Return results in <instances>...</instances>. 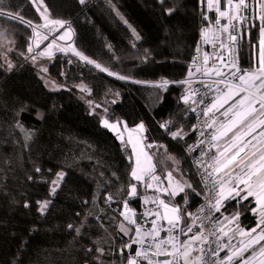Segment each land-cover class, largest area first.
Wrapping results in <instances>:
<instances>
[{"label":"trees","instance_id":"16d2710c","mask_svg":"<svg viewBox=\"0 0 264 264\" xmlns=\"http://www.w3.org/2000/svg\"><path fill=\"white\" fill-rule=\"evenodd\" d=\"M45 3L50 18L70 22L80 53L128 78L109 75L72 53H57L39 65L38 59H27L31 28L0 17V31L8 29L15 41L0 39V64L7 53L14 65L11 70L0 67V264H121L125 257L117 250L129 234L113 220H121L114 208L123 206L125 199L136 205V197L127 196L128 186L136 183L130 175L134 164L130 148L102 126L100 113L135 128L143 123V135L158 144L151 149L156 151L154 171L165 177L167 169L177 167L192 188L176 198L184 210L197 207L202 190L185 152L186 142L195 135L193 118L182 101L185 87L174 83L162 90L146 82L178 80L194 72L191 54L199 33V0ZM0 5L6 12L42 22L29 0H0ZM169 8L175 9L171 15ZM112 16L127 21L140 39L131 44ZM262 25L264 21L245 25L237 57L248 69ZM41 73L61 87L49 89ZM80 83L89 88L88 98L100 107L81 98ZM167 121L174 126L166 131L160 125ZM18 123L32 130L28 140ZM181 127L184 135L173 139L170 132ZM60 171L65 178L52 194L50 182ZM109 195L112 203L106 205ZM44 200L51 203L41 213L37 202ZM254 206L251 197L243 206L234 199L225 210L240 211L241 225L251 228L257 222L251 211ZM69 224L80 227V233L69 229ZM97 248L104 249L102 255Z\"/></svg>","mask_w":264,"mask_h":264},{"label":"snow or ice","instance_id":"6c2138e0","mask_svg":"<svg viewBox=\"0 0 264 264\" xmlns=\"http://www.w3.org/2000/svg\"><path fill=\"white\" fill-rule=\"evenodd\" d=\"M78 2L80 4H84L85 0H78ZM29 3L39 13V17L44 21L43 24L36 25L32 21L24 19V17L19 13L6 12L3 10L2 5H0V17L31 28L35 36L40 37V42L47 41L49 39V35L53 32H56L58 29H65L62 35L53 37L51 42L43 50L38 52L36 55H32V61L36 62L37 56H53V49L61 52H65L71 49L70 45L68 48H63L57 44V39L66 40L71 38L72 31L70 23L62 19H51L49 6L45 3V0H29ZM219 3L220 0H208V7L211 9L214 4L218 5ZM257 3L259 4L262 12H264V0H257ZM227 5L228 10L225 11H221L218 7L216 8V11L219 13V17L215 21L216 25L221 24L220 18H227V24H224L220 27L221 49L226 47V44L223 40L224 33H228L227 41L229 43L234 44L237 41L238 36L232 35L229 28L231 27L232 30H235L236 26L235 24H233V21H242L245 18L242 15V11L247 9L248 7L247 0H236L235 3L234 0H227ZM174 11V8H169L167 10V13L171 15ZM204 19L207 20V16H205ZM260 19L264 21V15H261ZM125 23H127V21H125ZM38 28L47 29L48 34L41 36V33L37 31ZM8 32V29L0 31V39L7 40L8 43L14 44L15 41L9 38ZM133 32L135 33V30H133ZM203 33L206 37L207 29H204ZM31 39L32 38L30 37L29 41H31ZM136 39H140L139 35H136ZM40 42L36 44V48L40 47ZM71 50L75 53L76 56L80 57V59L93 64L95 68L107 72L109 75H115L118 79L128 78L122 75H118L117 73H113L109 68L102 67L100 63H97L94 60H89L87 56H84L82 53L75 51V49ZM33 51V45L31 42H29L27 46V52L32 53ZM258 51V75L239 69L234 70L230 73V75L232 76L233 80L238 79L240 83L235 84L232 81L225 82L223 79L219 80L217 82L216 91L218 93L221 92V89L218 86L219 84H225L227 91L222 95H218L213 100V102L204 110V115H208L214 109L218 110L225 104H228V102L232 100L234 96H240L238 100L232 103L231 106L223 112V116L227 118V123H221L220 126L216 129V132L212 135L213 141H219L222 138L228 137L229 134L232 133L230 140L224 147L223 151H219L218 156L213 158L214 164L210 166L212 168V171L208 173L209 177L216 174L218 178L211 181L212 189L210 191H214L215 195H209L208 197L209 206L207 215L204 218L211 219L216 230L213 231L211 228H205L203 223H201L199 226V231L193 232L196 221L192 220L191 223H188L186 220V218H191L193 216V213L182 210L179 205L170 207L168 203H165V201L161 199L159 200V204L164 208V212L163 214H161L160 212H156L155 216L157 217V219L167 221L169 225L168 231L170 233L179 228L180 232L188 238L183 242H180L177 236L169 235L167 239L159 240L158 237L160 228L158 227L156 220L152 221L151 230L148 233H145L143 236L141 235V227L137 225L135 228L136 238L133 239L132 242L140 244L142 248L145 244H148V247L144 250H138L135 253L134 257L128 258L127 264H138L139 258L148 261V264H153L151 257L156 255H165L172 257L171 260L163 261V264H209V261L206 258L209 255L212 257H217L219 255V251L223 249H228L229 254L226 255L224 259L219 262V264H225V261L227 262V264H232L234 259L236 260V264H254L257 256L264 258V245L261 244V242H264V130H261L258 133V136L261 138L258 141V143L260 144V147L258 149H256V145L252 143V140H246V137L248 136H252L253 140H255L256 136L253 134L257 133V129H264V26L260 27ZM145 52L146 54L144 59L146 60L148 58L147 50H145ZM207 59L208 56L207 54H205V63H207ZM220 59L222 60L223 58L221 57ZM193 62L195 63V60ZM5 65L8 70L14 68V65L11 63V61L7 59V53L4 54V64H0V67H4ZM231 67L235 69V64H232ZM199 70L200 69L197 68V71ZM42 71L47 72V68H42ZM207 72H214V74L218 77H223L224 75L223 72L218 68L208 69ZM237 72H242V74L237 75ZM192 74L193 73L190 70L188 76L191 77ZM257 80L259 81V84L256 83ZM136 82L139 83L140 81ZM169 83L170 81L162 78L159 82L154 84V87L166 88ZM206 87L211 88L212 86L207 85ZM192 95H195V92H193ZM189 98L190 97L188 95L182 97L185 103L188 102ZM193 103H195V101H193ZM96 107H100V105H96ZM104 111L107 112V109H104ZM101 123L104 127L110 128L113 131H117L122 124L125 128L127 127L124 122H121L119 120L110 122L107 118L103 119ZM215 124L216 121L213 120L212 124H208L207 126L211 128ZM170 125L174 126V122L167 121L161 124L160 127L167 131ZM137 129L140 131H144V124L140 123L139 125H137ZM170 135L173 139H179L182 135H184L183 128L181 127L176 131L170 132ZM152 146V144L147 145V147L149 148ZM213 146L219 149L218 145L214 144ZM160 147L164 146L161 145ZM249 148L256 150L249 153ZM143 154L149 160L151 159L150 157H148L147 153ZM139 156L140 153L137 154L136 167L132 169L130 173L131 177L137 182L145 183L146 176H151L153 180H159V177L153 175L154 165H150L147 168L141 167ZM257 156L259 157L258 159ZM169 159L174 158L170 156ZM237 169L238 171H236ZM36 171L39 172L40 169L37 168ZM65 175L66 174L64 172H59L56 174V178L50 182L52 185L50 192L52 194H54L61 186ZM167 176L168 178H172V172H168ZM29 179H31V177H29ZM177 186L178 192H168L167 188L163 189V191L168 192L169 196H176L178 195V193H185L186 188H192V185L187 182L184 183V186H179V182H177ZM147 187L151 188L152 185L149 183L147 184ZM128 188L130 189L127 191L128 197H136L138 195L137 184H130ZM249 197L256 198L257 206L252 208L251 211L253 213L259 214V220L256 224V227L247 230L241 228L237 223L235 232L241 237H246L247 242L241 240L238 246L234 248L230 247L231 237L229 236V231H232V229L225 231V228L220 226L221 222L212 216V211L215 210L216 212H219L222 204L226 200L233 198L237 199V201L241 203V206H243V201H246ZM108 199L111 200L112 196L109 195ZM50 203V200L38 201V210L41 213L47 211ZM128 203V199H125L123 201V206L125 209L128 208ZM24 206L27 208L29 205L25 203ZM199 212H205L203 206L199 209ZM121 215H124V219L128 221L129 224H136V221L134 219H131L130 216L125 215L124 213H121ZM240 215V211L233 213L231 219L228 220V223L231 224L233 222H237ZM181 224H183V227H180ZM81 227H83V225ZM68 228L74 229L77 234H79L81 231L80 227H75L73 224H69ZM121 231L127 234V232L131 231V229L125 227L122 222ZM188 233H192V235L188 236ZM148 236L151 237V243H148L147 239L144 238ZM210 236L215 237V241L210 242ZM224 237L229 238L228 244L222 243ZM197 243L200 244L199 249H196L194 247V245ZM213 243H215V247H212ZM164 245H170L171 251H169L168 248L163 247ZM254 245H261L258 252L254 248ZM130 247L131 244L123 245L120 249L121 254L124 253V250L126 248ZM249 249H252V252L249 256L245 257L243 254L245 252H248ZM89 251H92V249H89ZM95 251L102 255L104 249L97 248L95 249ZM195 251H198L199 255H197L195 257V260L193 261L192 254ZM156 264H160V262L157 261ZM210 264H217V261L212 260ZM260 264H264V259L260 260Z\"/></svg>","mask_w":264,"mask_h":264},{"label":"built area","instance_id":"2783aa9c","mask_svg":"<svg viewBox=\"0 0 264 264\" xmlns=\"http://www.w3.org/2000/svg\"><path fill=\"white\" fill-rule=\"evenodd\" d=\"M222 2L223 0H220V3L218 5L214 4L213 7L210 9L208 7V0H199V33L191 54V64L192 68L194 69V72L191 77L187 75L178 80H171L165 78L170 81V83L167 85L166 88H160L162 90H165L174 83L183 82L181 84H183L185 88L182 97L185 95H188L190 97L187 103H185L183 99L182 101L187 106V114L193 118L195 126V135L193 139L186 142L185 152L190 158V161L195 169V173L202 190V197L197 207L191 210H186L187 212L193 213V216L191 218H186L187 222L191 223L192 220L196 221V224L193 228V232L199 231V226L201 223H203L205 228H211L213 231L216 230L213 226L211 219H205L204 217L207 215V210L209 206L208 197L209 195H215L214 191H210L212 189L211 181L216 180L218 178L216 174L211 177L208 176V173L212 171V168L210 166L214 164L213 158L217 156L216 147L213 146L214 144L217 145V141L212 140V135L216 132L217 129V123L213 127L209 128L207 125L212 124L215 118L212 116L211 113H209L208 115H204V110L213 102V100L218 95H221L225 90H227L225 84H219L218 86L221 89V92L218 93L216 91L217 82L219 80L223 79L225 82L232 81L235 84H239L240 81L238 79L233 80L230 73L236 69L247 72L249 71L248 68L241 65L237 54L244 40V34L246 31L245 25L248 24L249 21L261 23L262 20L260 19V17L261 15H263V12L259 4L257 3V0H247L248 7L247 9L242 11V15L245 18L242 21H233V24H235L236 26L235 30H232L231 27L229 28L232 35L238 36L237 41L234 44L229 43L227 41L228 33H224L223 40L226 44V47L221 49L220 27L224 24H227V18H220V25H216L215 21L219 17V13L216 11L217 7L221 11L228 10V8L223 6ZM205 16H207V20L204 19ZM204 29H207L206 37L203 33ZM52 34H50L49 38H51ZM53 37L55 36L53 35ZM31 38L32 39L30 42L33 45L34 51L32 53H28L27 59H31L32 55H36L38 52H40V50L35 47L36 36L34 33ZM257 45L258 41L256 43L255 48L257 47ZM205 54H207L208 56L207 63H205ZM221 57L223 58L222 60L220 59ZM194 60L195 63L193 62ZM232 64H235V69L231 67ZM197 68H199L200 70L197 71ZM213 68L220 69V71H222L224 74L223 77L216 76L214 72H207L208 69ZM240 74H242V72H237V75ZM161 79L162 78L148 81L146 83L154 85ZM207 85H211L212 87L208 88L206 87ZM193 92H195V95H192ZM193 101H195V103H193ZM143 139V146H145L146 148H149L147 147L148 144L153 145L149 149H153L158 145L155 140H152L146 136H143ZM153 175L159 177V180H153L151 176H146V183L141 182V192L135 198L136 205L128 204V207H131L133 210L132 213H124V206H116L114 208L118 216L121 218V221H123L131 229L128 238L124 243V245L131 244V247L126 248L124 250V253L122 255H124L125 259L121 264H127L128 258L134 257L135 253L138 250H144L148 247V244H145L142 248L140 244L132 242L133 239L136 238L135 228L137 225L141 227V235L143 236L145 233H148L151 230L152 221L156 220L157 225L160 228L158 237L159 240H165L169 237V235L177 236L180 242H183L188 238L180 232L179 228L175 229L172 233H170L168 231L169 225L167 221L157 219V217L155 216L156 212H160L161 214H163L164 208L159 204V200L161 199L164 200L165 203H168L170 207L179 205L182 210H184V208L175 196H169L168 192L170 191L167 187L165 177L158 171H154ZM149 183L152 185L151 188L147 187V184ZM165 188L168 189V192L163 191V189ZM111 203L112 200H105L106 205H111ZM226 205L227 204H222L219 212H216L215 210L212 211V216L221 222L220 226H222V213L225 210ZM202 206L205 209L204 213L199 212V209ZM121 213L130 216L131 219H134L136 221V224H129L128 221L124 219V215H121ZM180 227H183V224H181ZM191 235L192 233H188V236ZM144 238L147 239L148 243L152 242L150 236ZM209 241H215V237L210 236ZM222 243H224L223 240ZM163 247L168 248V250L171 251L170 245H164ZM194 247L196 249H199L200 244L197 243L194 245ZM212 247H215V243L212 244ZM121 248L122 246L119 247V249L117 250L118 254H121ZM223 250L219 251V255L217 257H212L209 255L206 258L208 259L209 264L212 260H216L217 264H219V262L222 261ZM193 254L199 255V252L195 251L193 252ZM151 259L153 261V264H156L157 261H159L160 264H163V261L171 260L172 257L165 255H156L152 256ZM138 264H148V261L139 258Z\"/></svg>","mask_w":264,"mask_h":264},{"label":"rangeland","instance_id":"374dc122","mask_svg":"<svg viewBox=\"0 0 264 264\" xmlns=\"http://www.w3.org/2000/svg\"><path fill=\"white\" fill-rule=\"evenodd\" d=\"M112 18L115 20V22L120 27V29H122V31H124L125 35L127 36L128 40L130 41V43L131 44H135L136 41H137L136 35H138V34L136 32L135 33L133 32L134 29L131 26L127 25V23H125L120 17H119L120 19H118L115 16H112ZM51 19H53V18H51ZM43 23H44V21L42 20V22L34 23V24L41 25ZM37 31L41 33V36L45 35V34H48L47 29H44V28H38ZM64 31H65V29H58L56 32H53V34L51 33L52 34L51 38H49L47 41H42V42H40V37L36 36V38H35L36 43L35 44L40 42V47L37 48V49L40 50V51L43 50L51 42V40L53 38V35L55 37H58L59 35H62ZM71 31H72V35H71L70 39H66V40H59L58 39L57 40V44L60 47H63V48H68L69 45H70L71 49H75V51H78L76 49L75 45H74V40H73L74 39V32H73L72 27H71ZM71 49H69L68 51H65L63 53H72V54L75 55V53ZM53 52H54V55H55L57 53H60L61 51H57V50L53 49ZM53 56H51V57H53ZM51 57H39V56H37V59H38L37 62L40 65L41 64V60H46V59H49ZM40 76H41V78L43 79V81L45 82L46 86L49 89L56 90V89H59L61 87L59 83H57L55 80L50 78L45 73H41ZM53 82H55V83H53ZM78 87L83 91V94L81 95L82 99H84L87 103L91 104V106L99 105L96 102H94L93 100H91L90 98H88L87 94L89 93V88H87V86L84 83H80L78 85ZM93 110L94 109L92 108V111ZM105 118H107V117L103 113H100V122L103 119H105ZM107 119L110 122H115L116 121V119L115 120L110 119V118H107ZM121 122H124V121H121ZM18 127L23 132L24 137H25L26 140H28L32 136V130L26 128L24 125H22L20 123H18ZM107 129H109L110 131L114 132L116 134V136L118 137V139L120 141H122V143L124 145L129 146V148L131 150L132 157H133L132 160H133L134 167H136V160H137V154L138 153H140L139 159H140V166L141 167L147 168L150 165H154V158H155V152L156 151L155 150H151V149L146 148L145 146H143V140L144 139H143L142 131L138 130L135 127H131V126H128V125L125 128L123 126V124L119 127V129L117 131H113L110 128H107ZM143 153H147L148 157H150L151 159L149 160L147 157H145V155ZM154 168H155V166H154ZM170 171L172 172V178H168V176H167L168 172H170ZM60 172H62V171H60ZM165 180H166V184H167V187H168L170 192H173V191L178 192L177 182H179V186H184L185 182L191 184V182L188 179H186L184 176H182L180 171L175 166L166 170V172H165ZM138 183L139 182H137V181L135 183V184H137V190H138ZM179 194L180 193H178V195ZM113 220L115 221V223L118 226V228L121 229V223L123 221L116 220L114 218H113ZM123 224H124L125 227L129 228V226L126 225L124 222H123ZM129 232L130 231H128L127 234H129ZM196 256H197L196 254H192V260L193 261L195 260Z\"/></svg>","mask_w":264,"mask_h":264},{"label":"crops","instance_id":"0c3cea01","mask_svg":"<svg viewBox=\"0 0 264 264\" xmlns=\"http://www.w3.org/2000/svg\"><path fill=\"white\" fill-rule=\"evenodd\" d=\"M235 2H236V0H234V3H235ZM222 4H223L224 7L228 8L227 0H223ZM258 69H259V51H258V45H257V47L255 48V54H254V57H253V64H252V66L250 67V69H249L248 72H249V73H253V74H257V75H258ZM256 83L259 84V81L257 80ZM226 91H227V90H225L224 92H226ZM224 92H223V93H224ZM223 93H222V94H223ZM222 94H221V95H222ZM239 98H240L239 95L234 96V97L232 98V100H230V101L228 102V104H225L222 108H220V109H218V110L214 109V110L211 112L212 116H213V117L215 118V120H216L217 128L220 126L221 123H227V118H225V117L223 116V112L226 111L227 108L230 107L231 104L234 103V102H235L236 100H238ZM257 108H258V105H257ZM230 115H231V114H230ZM261 130H264V129H259V128H258V129H257V133H254V134H253V135L256 136V139H255V140H253L252 136H248V137H246V140H252V143L256 145V149H258V148L260 147V144L258 143V141H259L261 138L258 136V133H259ZM142 134H143V132H142ZM231 135H232V133H230L228 137L222 138L221 140L217 141V145L219 146V149L216 147V155H217V156H218V154H219V151H223L224 147L227 145L228 141L230 140ZM143 136H144V135H143ZM121 142H122V141H121ZM128 147H129V146H128ZM256 149L249 148L248 151H249V153H251V151H255ZM258 158H259V157L257 156V159H258ZM132 159H133V157H132ZM246 163H247V161H246ZM236 171H238V169H237ZM241 187H242V186H241ZM251 198H252L253 201L255 202V206H254V207H256V206H257V204H256V198H255V197H251ZM234 199H235V198H233V199H229V200H226L223 204H227L229 201L234 200ZM254 214H255V216H256V221L258 222V220H259V214H258V213H254ZM232 215H233V213H230V212H228V211H226V210L223 211V213H222V227L225 228V231H228L229 229H232V231H229V236L231 237L230 247H233V248H234V247H236V246L239 245V242H240L241 240H244L245 242H247V238H246V237H241V236H239V235L235 232V229H236L237 223L239 224V226H240L241 228H244V229L247 230V229H251V228L256 227L257 222H256V224H255L254 226H252L251 228H246V227L242 226L239 220H238L237 222H233V223L229 224V223H228V220L231 219ZM258 231H259V230H258ZM223 242H224V244H228V243H229V238H228V237H224V238H223ZM261 244L264 245V242H261ZM260 246H261V245H254V248L256 249L257 252L259 251V247H260ZM251 252H252V249H249V251H248V252H245L243 255H244L245 257H247V256H249V255L251 254ZM228 254H229L228 249H224V250H223V255H222V260H223L224 257H225L226 255H228ZM261 259H264V258L257 256V257H256V260L254 261V264H260V260H261ZM225 264H227L226 261H225ZM232 264H236V260H235V259L233 260Z\"/></svg>","mask_w":264,"mask_h":264},{"label":"water","instance_id":"95a60500","mask_svg":"<svg viewBox=\"0 0 264 264\" xmlns=\"http://www.w3.org/2000/svg\"><path fill=\"white\" fill-rule=\"evenodd\" d=\"M90 64H91V63H90ZM112 76L117 77V76H115V75H112ZM123 211H124V213H132V212H133V210H132L131 207H128L127 209H125V208L123 207ZM163 212H164V209H163Z\"/></svg>","mask_w":264,"mask_h":264},{"label":"bare ground","instance_id":"6f19581e","mask_svg":"<svg viewBox=\"0 0 264 264\" xmlns=\"http://www.w3.org/2000/svg\"><path fill=\"white\" fill-rule=\"evenodd\" d=\"M89 60H91V59L89 58Z\"/></svg>","mask_w":264,"mask_h":264}]
</instances>
